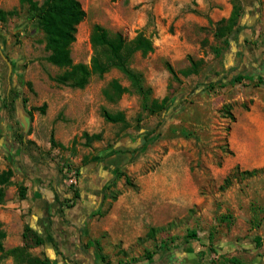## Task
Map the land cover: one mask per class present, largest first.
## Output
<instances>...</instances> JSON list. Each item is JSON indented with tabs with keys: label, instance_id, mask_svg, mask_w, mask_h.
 Masks as SVG:
<instances>
[{
	"label": "rangeland",
	"instance_id": "374dc122",
	"mask_svg": "<svg viewBox=\"0 0 264 264\" xmlns=\"http://www.w3.org/2000/svg\"><path fill=\"white\" fill-rule=\"evenodd\" d=\"M79 1L85 17L71 47L73 62L90 65V34L95 24L128 39L143 32L151 38L154 50L146 56L136 53L131 68L142 75L143 86L151 89L149 104L166 97L172 104L157 114L145 111L141 96L116 69L101 77L93 75L83 89L57 84L52 78L64 69L45 61L49 51L44 35L35 22L27 20L26 7L18 0H0L4 13L0 49L12 64L8 77V67L0 57V122L5 119L19 130L22 155L31 164H50L63 180L66 166L74 167L79 175L78 167L97 154L126 147L133 153L124 156L117 172L122 176L114 179L110 201L103 203L96 219L109 228H98L96 259L91 264H147L148 254L155 258L152 264H161L166 254L179 249L190 250L188 264H232V259L238 264H264V167L245 175L244 166L235 162L241 148H234L230 141L244 115L264 117V76L228 84L233 76L247 74L239 64L241 59L247 62L251 45L264 47V0H229L241 10L238 25L249 27L226 34L228 45L224 37H214L213 29H204L200 41L188 36L191 46L199 44V48L176 59L155 41L161 29L152 21L146 0ZM246 7L260 9L258 18L256 12L248 25L241 20ZM169 30L173 32V26ZM244 32L253 36V43L243 40ZM190 59L196 63V73L184 75ZM113 82L126 89L119 97L110 87ZM210 83L213 88L207 89ZM43 105L41 113L37 108ZM102 109L122 113L125 124L105 121ZM20 114L26 118V128ZM125 137L133 139L132 143L123 145L120 138ZM242 137L239 132L237 138ZM247 140L245 149L254 150L252 138L247 136ZM157 174L167 178L170 188L180 186L178 194L171 190L159 202L160 197L149 191ZM9 184L0 186L5 190ZM121 194H128L124 204L133 205L131 213L136 214L126 216L122 206L117 208L122 220L109 218L112 202ZM137 231L142 232L139 237L134 236ZM191 232L194 238H188Z\"/></svg>",
	"mask_w": 264,
	"mask_h": 264
},
{
	"label": "crops",
	"instance_id": "0c3cea01",
	"mask_svg": "<svg viewBox=\"0 0 264 264\" xmlns=\"http://www.w3.org/2000/svg\"><path fill=\"white\" fill-rule=\"evenodd\" d=\"M146 1L145 7L148 8L152 21L154 20L156 26L161 29L159 38L155 41L161 45L160 49L173 59L183 58L194 48H199V44L191 46L186 37L192 36L200 41V37L204 36V29L214 30L218 22L230 17L233 9L229 0H157L154 4L152 0ZM254 18L256 19V10L246 7L242 13V22L246 21L248 25ZM170 26H173V32L169 30ZM242 36L244 41L253 43L251 34L244 32ZM261 57L264 60V47L252 44L247 54V62L263 63ZM263 65L252 64V71L249 70L251 76H264V72H257L263 69ZM239 132L243 139L237 138ZM231 135L230 141L234 148H241L236 164L243 165L245 170L264 167V117L259 113L244 115ZM18 136L19 130L15 126L8 125L5 119L0 122V171H12L10 184L4 190L3 200L0 202L4 250L23 246L25 240L22 233L27 225L32 235L41 241L40 245L29 249L32 257L47 258L50 264H91L96 259L93 256L96 251L93 243L98 239V228H109L107 224L101 226L96 219L103 203L110 201L109 190L116 179L119 166L124 163V156L128 155V148H120L118 151L114 148L112 152L97 154L82 163L78 167L77 187L72 190L63 184V180L50 164L48 167L31 164L30 160L22 155ZM247 136L252 138V148H255L252 151L245 149L248 146ZM120 140L124 142L123 145H129L133 139L125 137ZM154 178L156 181L152 183L149 191L160 197L159 202L167 199L171 190L177 191L176 194L181 190L178 185H172L171 188L167 186V178L162 174H157ZM19 186L26 189L23 199L18 197ZM127 195L121 194L112 202V209L108 212L109 218L122 220L123 217L117 215V208L122 206L126 216L129 212L131 216L136 214L131 213L133 205L124 204ZM177 197L180 201L184 200L180 195ZM147 221L150 220L147 218ZM166 223L167 220L156 225L162 226ZM134 228L139 229V226ZM141 233L137 231L134 236L139 237ZM117 236L121 237L120 234ZM87 243L92 246L86 247ZM188 252L191 253L189 249H179L166 254L161 264H188ZM154 262L155 258L148 260L147 264ZM1 264L16 262L13 257H6Z\"/></svg>",
	"mask_w": 264,
	"mask_h": 264
},
{
	"label": "trees",
	"instance_id": "16d2710c",
	"mask_svg": "<svg viewBox=\"0 0 264 264\" xmlns=\"http://www.w3.org/2000/svg\"><path fill=\"white\" fill-rule=\"evenodd\" d=\"M20 6L26 7V18L29 22H35L37 28L44 35V42L49 54L45 57V61L50 65L59 69H64L63 73L52 78L54 82L60 85H64L74 89H83L93 75L101 77L104 73L110 69H116L130 82L131 88L142 98V108L148 111L150 114H157L162 110H167L172 104L168 103V98H163L161 101L152 100L149 104V88L143 86V77L140 73L134 71L131 68V62L136 53H140L142 56L153 52L154 46L151 38L146 37L143 32L137 33L132 38H126L120 32H110L103 26L95 24L92 27L90 34V43L93 49V56L91 58L90 65L84 63H74L71 57V47L76 40V33L78 25L83 21L85 17V11L83 10L79 0H42L41 3L35 0H18ZM259 5V3H258ZM260 9H256L257 18L259 16ZM240 8L234 5L232 13L228 19L222 20L215 25L214 37H224V44L228 45L226 40V34L230 33L238 34L247 26H239L238 21L240 18ZM3 12H0V20L3 19ZM9 14V13H8ZM246 42V41H245ZM247 43V42H246ZM169 73L174 79H177L176 73L171 66H166ZM196 63L190 59V69L184 72V75L196 73ZM251 75L239 73L233 76L228 84L241 83L243 80L251 79ZM261 77V76H259ZM221 85H224L222 82ZM213 83H210L206 88L212 89ZM111 89L117 97L126 91L125 88L120 87L116 82L110 85ZM106 97L111 99L107 90L104 91ZM5 100L4 106L7 104ZM7 107V105H6ZM46 105L37 108L41 113H44ZM11 110V109H10ZM102 117L105 121L111 123L125 124V118L122 113H110L105 109H102ZM148 133L145 134L147 137ZM86 138H89L87 134H84ZM186 137H190V133H185ZM96 138V137H95ZM18 140L21 141L20 135ZM53 143V140H52ZM133 155L132 152H128ZM127 153V154H128ZM262 170V169H260ZM258 169L251 171H244L245 175H253L258 172ZM12 171L7 170L0 173V185H8ZM117 177L122 174L117 173ZM124 176V175H123ZM125 177V176H124ZM126 184H130L127 177ZM26 189L23 186L18 187V197L23 199L25 197ZM4 189L0 186V202L3 200ZM75 196H77L75 194ZM188 238H194L195 233L191 232ZM4 238V232L1 229L0 224V264L6 257H13L16 264H50L47 258L32 257L29 249L32 246L41 244V241L35 235H32L29 227H24L22 238L25 240L23 246L15 247L10 250H4L2 246V240ZM30 241L32 243H30ZM94 249L96 248V241L93 243ZM91 244L86 247H91ZM97 249V248H96ZM151 254H148L146 259L150 260ZM232 264H238L234 259Z\"/></svg>",
	"mask_w": 264,
	"mask_h": 264
},
{
	"label": "built area",
	"instance_id": "2783aa9c",
	"mask_svg": "<svg viewBox=\"0 0 264 264\" xmlns=\"http://www.w3.org/2000/svg\"><path fill=\"white\" fill-rule=\"evenodd\" d=\"M65 174V178L63 179V184L66 185L68 189H75L78 184V172L77 170L70 166V167H65L63 170Z\"/></svg>",
	"mask_w": 264,
	"mask_h": 264
},
{
	"label": "water",
	"instance_id": "95a60500",
	"mask_svg": "<svg viewBox=\"0 0 264 264\" xmlns=\"http://www.w3.org/2000/svg\"><path fill=\"white\" fill-rule=\"evenodd\" d=\"M0 57L5 62L6 66L8 67V71H9L8 77H9V74L12 70V64L10 63L9 59L3 54L1 49H0ZM257 72H259V73L264 72V65H263V69H261V70L259 69ZM19 117H20V122H21L23 128H26L27 127L26 118L24 116H22V114H20Z\"/></svg>",
	"mask_w": 264,
	"mask_h": 264
},
{
	"label": "flooded vegetation",
	"instance_id": "af4514ba",
	"mask_svg": "<svg viewBox=\"0 0 264 264\" xmlns=\"http://www.w3.org/2000/svg\"><path fill=\"white\" fill-rule=\"evenodd\" d=\"M261 61H263V63H261V62H252V61H249L248 63H246V61H244V60H242L241 59V62H240V64H239V67H241L242 69H244V70H246L247 71V74L248 75H251V72H249V70H251V66H252V64L254 65L255 64V66H258V65H260V64H264V60H263V57H261ZM245 62V63H244ZM251 64V65H250ZM250 66V67H249ZM252 71V70H251Z\"/></svg>",
	"mask_w": 264,
	"mask_h": 264
}]
</instances>
